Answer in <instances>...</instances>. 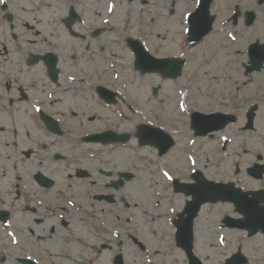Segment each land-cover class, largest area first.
<instances>
[{"label":"flooded vegetation","instance_id":"1","mask_svg":"<svg viewBox=\"0 0 264 264\" xmlns=\"http://www.w3.org/2000/svg\"><path fill=\"white\" fill-rule=\"evenodd\" d=\"M16 4L18 9L13 0H0V228L18 232L30 221L33 228L51 229L50 245L38 247L34 235L31 237L35 241L27 251L35 264H93L79 262L82 244L72 241L77 231L82 232L90 256L107 250V245H101L100 250L93 246L104 237L115 241L116 253L130 254L133 249L140 259L152 260L142 264H175L173 256L171 260L156 257L165 246H155L168 234L158 238L154 226L148 228L151 235L147 234L136 210L145 215L156 211L157 220L162 218L172 227L170 202L161 199L143 205L132 201L139 191L127 189L138 177L134 172L138 161L130 159L129 170H123L113 153L109 158H93L82 137L97 131L87 132L86 122L69 105V94L91 87L95 93L100 83L114 90L115 81L107 67L113 53L108 40L115 27L87 28L76 36L66 29L67 37L60 30L51 37H38V32L20 35L16 30L22 24L30 31L25 22L29 19L22 16L25 8ZM32 18L37 21L36 16ZM75 40L85 43L83 54ZM88 63L102 69L96 74L85 72ZM126 94L121 92L117 98L127 106ZM93 145L102 147V153L115 148V144L101 142ZM261 170L264 172V166ZM126 172L131 173L127 180L121 176ZM59 228L70 237L58 242L55 235ZM255 236L264 238V233ZM256 252V256L261 254Z\"/></svg>","mask_w":264,"mask_h":264},{"label":"rangeland","instance_id":"2","mask_svg":"<svg viewBox=\"0 0 264 264\" xmlns=\"http://www.w3.org/2000/svg\"><path fill=\"white\" fill-rule=\"evenodd\" d=\"M20 0H13L15 7L17 8L16 2ZM26 5V10L29 11L33 5L38 8L53 9L55 3L53 0H22ZM62 7L67 6L70 0H59ZM164 3L161 6H154L153 0H83L84 4L87 5V9L83 12L84 23L87 25H94V23L100 21L107 22L106 25L117 26L118 29L124 30L125 34L135 33L138 31V35L142 39L144 45H150L156 48V53L160 55L170 54L177 55L182 54L188 50V55L190 56L189 61L185 65L178 81L174 82L171 79H161L157 75H146L144 78L137 79L138 82H143L146 80L148 85L147 97L149 96V89L153 85L159 84V96L156 99L148 100L145 106V112L149 113V122L155 125L161 126L167 132H171L176 138V144L180 143L181 139L184 137L183 134L178 132L182 129L188 128L185 112L182 111L179 104L184 101L187 108H196L199 110H204L206 108L213 109L221 106L215 103L218 100L226 98L225 104H230L228 99L234 97L237 99L235 103L240 107L238 103V91L241 92L245 98H248L247 102L251 104L258 103V99L264 102V87L256 93L257 85L264 82V72H257L248 77L241 78L234 77L232 68L237 65L234 61V56L232 51L235 49L233 39H230L232 33V27L226 24L223 18L219 21L218 25L220 31H214L207 39L198 44L197 46L188 49L185 42V23L179 22L180 16H184L186 11H192L195 2L193 0H175L176 4L171 7L172 0H160L158 3ZM178 1V2H177ZM229 0H218L217 9H220L222 14L225 12L226 2ZM23 6V5H22ZM40 6V7H39ZM25 8V7H24ZM167 8L173 9L175 14L169 15ZM18 9V8H17ZM47 11V13H48ZM21 12H24L21 10ZM48 16H51L48 13ZM264 16L263 11L259 14V17ZM47 18V16H44ZM43 19V18H42ZM48 19V18H47ZM241 25V24H240ZM24 25L19 27L20 32L24 31ZM224 29L228 33L224 32ZM243 27H239V31L242 32ZM150 46H147L150 48ZM125 48H122L119 52L114 62V67H118L117 62L121 59H125ZM226 64V66H224ZM227 66L229 68H227ZM84 71L90 72L91 74H96L100 72L102 67L95 68L93 65L88 63L84 65ZM119 70H121L119 68ZM125 70H121L124 73L133 74V70L128 69V65H125ZM234 70V69H233ZM192 73V86L189 87V91H186L185 86L188 85L191 80L190 76ZM211 93V94H210ZM210 94V95H209ZM256 94V95H255ZM161 102V103H159ZM209 104V105H206ZM245 105V104H242ZM261 106L260 115H257L256 123L260 128L254 131H248L246 133L241 132L238 128L242 122L235 123L234 125L227 126L224 131L219 132L220 138L214 142L207 143L203 151L200 153V164L202 166L203 174L211 179H216L219 181L231 180L237 185L243 187L244 189H249L253 187H258L264 182L262 178L255 180L251 176L246 174L248 166L251 168H257L259 165H264V105ZM236 114L240 113L239 109L233 108ZM220 109V108H218ZM222 110V109H221ZM99 118L98 120L93 116L81 115L80 118L83 119L86 124L94 121L88 118H94L95 123L109 120L113 122L115 119L114 115H111L109 110L102 108V110L96 111ZM241 116V115H240ZM239 116V118H240ZM135 121H139L138 117H135ZM130 126L128 123H124L118 129L125 130L130 128L132 131L134 127L133 123ZM101 127V126H100ZM226 137L228 139V146H226L227 151L220 152V147L223 144L221 137ZM199 143V142H198ZM197 143V146L199 145ZM212 143V144H211ZM196 146V148H197ZM176 148L173 147L172 149ZM147 149L141 150L140 155L147 159H150L153 163H156L157 157L154 153ZM128 152V150H127ZM181 146L177 147V152L171 151L166 158L159 161L156 164V168L159 171L156 181L159 183L158 186L150 191L149 184L151 183L152 175L148 177L147 173L141 175L139 192L137 198L141 200L144 204H150L153 197L161 194V197L172 198L171 190L167 189L166 181H161L162 176L168 179V183L171 182V177H186L189 169L186 167V158L183 156V151L181 152ZM120 162L123 163L124 160L119 158ZM191 161V157L189 158ZM219 161V162H218ZM128 163L124 166L126 167ZM239 165L241 167V172L238 175H234L235 166ZM163 167L167 168V171L163 170ZM140 172H146L141 166H138ZM167 172L170 176L165 175ZM166 177H165V176ZM174 190L172 191V193ZM180 196V197H179ZM182 195L176 194L174 203L179 206L183 202ZM204 211L202 215L197 219L195 223L196 228V239H195V251L197 254L201 255L204 264H221L230 253L241 248L243 253L248 256L247 264H264V252L260 246L262 242L253 241L252 239L244 238L242 233L238 231L229 232L228 235H224L226 238L225 243H220L221 232L216 228L218 225V220L223 215H234L232 212V207L230 204L216 203L210 204L206 203L202 208ZM141 220L145 221L144 215L140 214ZM175 215H171V222L175 218ZM31 222L25 223L20 228V233H16L15 237L19 241L21 237L26 242L30 237L26 238L27 232L23 229L30 230ZM164 228V226H162ZM159 229V228H158ZM35 232V231H34ZM159 231L157 236L164 237L165 233ZM45 238L49 237V232L44 229L42 232ZM38 233L35 232V235ZM10 237L7 234L6 237ZM25 237V238H24ZM260 244V245H259ZM101 245H107V251L102 254L97 251L94 256L89 255V250L85 247L83 249V259L81 262L86 263L93 261V264H109V256L115 247L111 241L99 240L93 246L99 248ZM165 250L171 251L174 246V256L177 261L175 264H187L185 262L184 256H181L178 249L171 243V237H164ZM225 245V246H224ZM113 249H112V248ZM258 247L261 252V257L256 258L254 249ZM112 249V250H111ZM100 250V248H99ZM14 253H18L15 248H8V251H3L0 249V259L6 256L4 261H0V264H17L11 259ZM9 257V258H8ZM8 258V259H7ZM131 261H127L128 264H134L136 260L134 253L130 254ZM141 262H139L140 264Z\"/></svg>","mask_w":264,"mask_h":264},{"label":"water","instance_id":"3","mask_svg":"<svg viewBox=\"0 0 264 264\" xmlns=\"http://www.w3.org/2000/svg\"><path fill=\"white\" fill-rule=\"evenodd\" d=\"M197 13H200L199 10H197ZM204 17V14L201 15V17L199 16L197 19L195 17H192L191 19V27H190V34H192V29L197 26V24H199V20ZM208 24L210 23V21H207ZM207 24V25H208ZM210 26V25H209ZM201 31L203 32L204 29H201ZM193 37V34H192ZM157 63V62H156ZM144 64V61H143ZM174 62L172 60H168L165 63H160L159 65L162 68H167V65H172L174 67ZM181 64V62H178L176 64L177 67H179ZM141 69H146L149 70L145 67L139 66ZM158 68V67H157ZM159 69V68H158ZM170 74V76H174V74L172 73H168ZM175 75H177V73H175ZM199 188L195 189L194 191H191V193H193V201L188 204L187 209H185V212L188 213V216L184 218V220L186 219L187 222H189L188 225V233L190 234V238L188 239L187 243L185 244V249L188 253V255H191V239H192V235L190 233V221L193 218V216L196 214V210L198 208V206L202 203L205 202V200H210V201H216L217 199H222V200H227V199H231L233 201H235L236 205L238 206V209H240L241 212H243L245 214V221L250 220L251 218L253 219L252 223L254 225H256L257 227L263 228L264 229V219L261 218V215L264 214V210L258 207V198L255 197L254 199H248L246 197V194H240L237 193V191L234 190H229V191H225L223 187L221 186H212L211 184L205 182V181H200L198 182ZM191 188V187H190ZM199 189H201V191H199ZM226 192V193H224ZM255 194V193H253ZM184 222V221H183Z\"/></svg>","mask_w":264,"mask_h":264},{"label":"snow or ice","instance_id":"4","mask_svg":"<svg viewBox=\"0 0 264 264\" xmlns=\"http://www.w3.org/2000/svg\"><path fill=\"white\" fill-rule=\"evenodd\" d=\"M180 107H181V108H183V107H184V106H183V104H181V105H180ZM165 175L167 176L168 174H167V173H165Z\"/></svg>","mask_w":264,"mask_h":264}]
</instances>
